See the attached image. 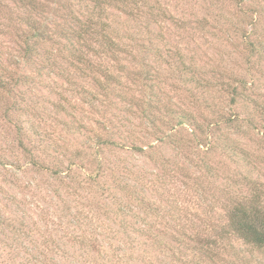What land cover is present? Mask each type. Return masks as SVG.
Returning a JSON list of instances; mask_svg holds the SVG:
<instances>
[{"label":"rangeland","instance_id":"rangeland-1","mask_svg":"<svg viewBox=\"0 0 264 264\" xmlns=\"http://www.w3.org/2000/svg\"><path fill=\"white\" fill-rule=\"evenodd\" d=\"M140 1L0 0V67L32 80L0 91L32 105H0V264H264V247L219 238L235 200L264 192V0ZM35 18L50 36L24 61ZM70 22L95 34L66 41Z\"/></svg>","mask_w":264,"mask_h":264},{"label":"trees","instance_id":"trees-1","mask_svg":"<svg viewBox=\"0 0 264 264\" xmlns=\"http://www.w3.org/2000/svg\"><path fill=\"white\" fill-rule=\"evenodd\" d=\"M106 1L107 0H94V3L97 5L96 9H98L99 7L102 9V11L98 12L97 14H100V15L102 14L103 4L106 3ZM242 1L243 0H240L239 3ZM137 2H141V1L136 0V4ZM150 10L151 9H149V11ZM46 21L47 19L45 20L44 18L42 20H37V21L35 18L32 22L28 21V26L30 30L29 31L21 30L22 33L18 35L20 36L22 41H24L25 46H26V50H24V53H23L24 61L31 59L30 56L32 54H30L31 51L29 50L30 49L29 42L32 39H35V38H44L46 40L49 39L50 33L47 31L48 29L45 24ZM236 28H237V25H236ZM31 30H33V32H30ZM89 31L90 33L92 31L93 32L92 34H95L94 32L95 30L91 28L90 25L85 26L84 24H81L80 22V23H76V26H75V25H72L70 22L67 26L60 25V28L58 29V34H61L59 36H65V39L67 41L69 39H73V37H81L85 34H88ZM65 32H67L69 35L62 34ZM102 36L108 40L106 43L102 45L106 44V47H105L106 49H104L103 52H105V55L109 56L110 54L114 53L113 45H112L113 42L112 40L108 39V36L106 34H102ZM68 42H71V41H68ZM259 44H262V43L258 41L256 42V44H253V46L258 45V48H256V50L258 51L260 49ZM74 52L75 53L81 52V50L74 49ZM77 59H80V61L84 62L83 63L84 66L82 68H79V74L81 77H83V79L81 80L83 81V80L90 79L88 81L89 88H91L93 92H96L97 94L99 93V95L104 96L105 91L107 92L106 88L108 87V83L111 82L108 76H106L107 74H105L104 72L100 70V66H97L94 62H91L86 54L81 55V56L79 55ZM9 65L11 67H6L4 65L0 67V91H3L4 93H10L11 91L16 90V88L19 85L30 83L32 81L31 79L30 80L27 79L28 76L25 75L24 73L18 74L16 71L13 70L14 69L13 66L16 67L15 63L11 62ZM45 67L51 68V66L48 65V63L45 64ZM38 68H40L41 70L43 67H38ZM96 74H99L100 76H104V78L102 79L103 80L102 86H103V83L106 82L104 86V90L101 89L102 86L100 87V85L97 83L99 79L97 78ZM76 82L72 83L71 87L73 88H71L70 91L76 92L77 95L80 96V98L86 99L85 102L87 106H89V108H91L92 111L95 112L94 110L96 108L95 95L92 93V91H88L85 87H82V86L79 87V84ZM75 83L77 85H75ZM152 84H155V82H153ZM197 86L201 89L207 87V86H203L201 84V81L198 82ZM88 94L90 95L88 96ZM23 95H24L23 93H17L16 95L15 94L12 95L10 99H6V100L0 97V102H1L0 105L2 104L4 105V108H5L4 110L6 113L11 112V110L28 111L29 109L32 108V105H28L25 108L22 107L21 102L24 103V105H26V97H24L23 99ZM63 100L65 101V105L67 106L70 105L67 103L68 99H66V97L64 96L60 97L59 98L60 102L58 103L61 104L63 108L65 106L64 104L62 105ZM74 108L76 107L74 106L72 109ZM260 113L264 115V105L260 107ZM170 114L172 117L175 118V120H177L176 123L181 124V122L184 119V116L178 117L173 112H170ZM236 116H237L236 113H232L230 111H228L227 115L217 113L216 114L217 119L215 121L213 120V122L210 125L216 126V127L217 125L224 124V123H226V126L233 125L234 122L238 120ZM262 128L263 130H261V132L263 136L264 135V120L262 123ZM220 138L228 139L229 137H220ZM262 202H264V192H261L257 187L252 191L251 198H249L248 200L246 201L235 200V204L229 210L228 220H227L225 227H222V229H220V233H219L221 234L219 236L220 240L223 241L228 235H232L233 238L235 237V239L241 240L247 245H252L254 247L263 248L264 247V205L262 204ZM221 243L210 241L207 245H205L207 247L205 251L208 252V247L211 250L218 249ZM221 245H223V243Z\"/></svg>","mask_w":264,"mask_h":264}]
</instances>
